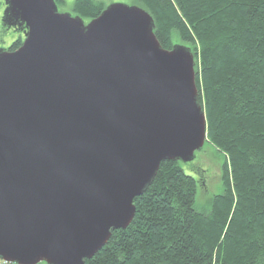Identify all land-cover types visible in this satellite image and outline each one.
<instances>
[{
	"label": "water",
	"instance_id": "obj_1",
	"mask_svg": "<svg viewBox=\"0 0 264 264\" xmlns=\"http://www.w3.org/2000/svg\"><path fill=\"white\" fill-rule=\"evenodd\" d=\"M22 45L0 49V259L86 264L126 229L163 161L204 148L195 54L112 3L85 21L57 0H6Z\"/></svg>",
	"mask_w": 264,
	"mask_h": 264
},
{
	"label": "trees",
	"instance_id": "obj_2",
	"mask_svg": "<svg viewBox=\"0 0 264 264\" xmlns=\"http://www.w3.org/2000/svg\"><path fill=\"white\" fill-rule=\"evenodd\" d=\"M138 5L154 18L165 49L177 40L195 54L206 143L225 156L223 192L212 199L209 212L198 211L200 179L180 161H163L135 199L132 223L114 230L86 264H264V0H138ZM106 7L103 0H76L73 10L91 21ZM11 28L18 33L9 48L15 51L24 26Z\"/></svg>",
	"mask_w": 264,
	"mask_h": 264
},
{
	"label": "rangeland",
	"instance_id": "obj_3",
	"mask_svg": "<svg viewBox=\"0 0 264 264\" xmlns=\"http://www.w3.org/2000/svg\"><path fill=\"white\" fill-rule=\"evenodd\" d=\"M0 49H9L17 40L18 33L4 22V13L6 10V0H0ZM76 0H59V10L61 13H70L73 16L77 14L73 10ZM106 6L112 3H122L126 5H138V0H103ZM139 6V5H138ZM88 22V21H87ZM7 27V28H6ZM175 44L185 43L175 41ZM225 156L218 151L212 144L206 143L204 148L196 153V159L188 164L183 163V167L190 175L200 179L198 195L196 199V208L200 212H209L212 199L223 192L222 176ZM191 165L200 168L198 173L192 171Z\"/></svg>",
	"mask_w": 264,
	"mask_h": 264
},
{
	"label": "built area",
	"instance_id": "obj_4",
	"mask_svg": "<svg viewBox=\"0 0 264 264\" xmlns=\"http://www.w3.org/2000/svg\"><path fill=\"white\" fill-rule=\"evenodd\" d=\"M0 264H11V263H9V262H7V261H5L3 259H0Z\"/></svg>",
	"mask_w": 264,
	"mask_h": 264
},
{
	"label": "flooded vegetation",
	"instance_id": "obj_5",
	"mask_svg": "<svg viewBox=\"0 0 264 264\" xmlns=\"http://www.w3.org/2000/svg\"><path fill=\"white\" fill-rule=\"evenodd\" d=\"M23 36H24V34H23Z\"/></svg>",
	"mask_w": 264,
	"mask_h": 264
}]
</instances>
